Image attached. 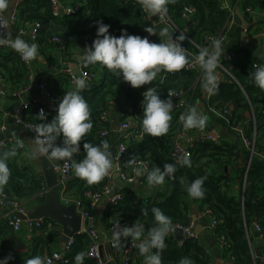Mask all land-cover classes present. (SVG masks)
<instances>
[{
	"label": "trees",
	"instance_id": "obj_1",
	"mask_svg": "<svg viewBox=\"0 0 264 264\" xmlns=\"http://www.w3.org/2000/svg\"><path fill=\"white\" fill-rule=\"evenodd\" d=\"M73 1L75 5L81 7L80 12L57 18L53 15L50 0H25L20 3L16 15L17 21L13 25L17 33L31 24L41 25L36 44L39 54L50 49L55 44L53 39L58 36L63 38L64 46L66 41L84 43L86 40L91 46L97 38L98 21L111 25L109 32L117 37L122 34L123 29H126L129 34L147 36L150 42H160L158 33L150 35L144 30L150 25L157 30V26L153 18H148L150 13L142 10L138 0ZM238 3L245 10L264 7V0H239ZM187 6L192 7L195 12L192 16L194 25L189 33L191 40L185 39L181 42L186 52L198 56L201 48L208 47L205 40L207 36L217 39L226 35L228 39L227 26L231 21V12L223 9L219 0H171L167 5L166 14L169 24L183 29L186 24L183 11ZM179 35L177 32L173 37ZM153 37L156 39L154 40ZM257 64L252 50L246 47L235 49L233 59H225L222 66L217 67L227 79L219 83L218 91L208 100L207 91L199 79L204 73L198 67L194 70L184 68L173 73H158L150 84L133 88L130 83L123 81L99 63L84 64L83 69L93 75L95 81L98 80L97 84L81 92L89 105L93 126L80 141V152L75 153L71 161L78 162L83 158L85 151L83 145L86 142L99 145L103 140H108L110 151L116 152L122 138L114 130V126L129 118L137 123L138 129L144 134V140L127 143V149L120 162L122 169L130 175H135L137 164L128 163L135 157L137 163L149 162L148 172L157 167L163 170L165 163H174L176 171L171 177L166 176L164 182L156 186L148 185L146 172L141 178L143 185L140 188L135 189L128 185L121 191L122 198L116 204L107 202L102 212L92 208V202L86 193L104 194L105 189L111 185L110 178L106 176L98 184L89 185L75 175L65 190L64 202L66 204L79 202L82 210L99 214L107 229L114 221L128 222L130 226L136 222L142 224L144 226L142 240L155 224L152 208L158 207L167 215L172 222L171 225L188 226L192 223L191 213L196 206L202 213L210 211L213 220L218 222L214 227L209 226V229L216 243L222 247L225 257L234 264H255L250 245V227L258 224L264 232V89L257 87L249 75L255 71L253 65ZM0 71L6 80L5 88L9 93L27 84L28 68L20 61L15 51H5L0 48ZM50 85L60 100L70 91L66 74L57 76ZM147 88H155L162 99L169 98V90L174 91L179 97L171 98L173 105L180 101L185 103L179 109H172L169 129L164 136H151L143 131L141 102ZM200 102L201 105L206 106L207 111L219 113L221 117L219 122L223 126L225 124L231 131L239 126L244 127V140H250L252 146H247L244 142L246 147H241L239 141L224 137H220L219 141H200L191 147L192 154L188 158L191 166L175 162L171 149L177 136L186 132L193 135L200 130V128H185L182 117L192 107H196L199 111ZM39 111L40 108L27 111L24 120L37 124L51 122L56 116L47 114L46 121L38 120L36 117ZM104 113L106 118H102ZM250 117L252 119H249ZM105 131L108 134L103 137L102 133ZM9 150L3 151L0 158H4V153ZM20 154L22 153L16 150V155L13 157H20ZM241 155L248 163V171L247 163L237 165ZM114 158L115 155L112 156L113 160ZM7 163L10 176L6 184L0 185V195L8 194L25 207H29L26 208L27 210L34 209L43 201L40 197L44 192L43 178L27 165L8 159ZM227 170L229 172H226ZM197 178H206L202 185L204 195L201 198H193L187 192V187ZM147 186L150 187L149 191L144 190ZM146 193L148 195H145ZM145 199L148 200V204L140 206L139 202H144ZM144 208L147 209L146 215L143 213ZM208 219L211 223V218ZM51 223V228L42 231L40 236H34L30 242L25 240L28 245L27 251L23 253L21 247L15 243L16 232L5 221H1L0 259L11 256L12 259L8 264H25V261L31 257H46L52 253V246L58 231L61 230V225L55 221ZM200 240L201 237L199 240L187 237L179 239L177 234L168 233L165 237L166 247L159 250L161 264H180L182 260H187L189 264L214 263V255ZM131 242V237L121 239L115 249L118 253L117 262L123 261L122 253ZM89 245L90 238L87 234L77 235L69 260L56 264H75V256L80 252L85 254L84 264H97L87 256ZM104 246L107 252H114L109 246V241L104 242ZM157 251L151 249L146 255L155 254ZM146 255L141 256L145 262Z\"/></svg>",
	"mask_w": 264,
	"mask_h": 264
},
{
	"label": "clouds",
	"instance_id": "obj_2",
	"mask_svg": "<svg viewBox=\"0 0 264 264\" xmlns=\"http://www.w3.org/2000/svg\"><path fill=\"white\" fill-rule=\"evenodd\" d=\"M171 0H138L142 10L151 15L163 17L168 12L167 5ZM10 0H0V11L8 8ZM97 38L90 47H87L85 54L80 58L85 65L101 64L114 72L123 81L130 83L133 88L150 84L157 74L162 70L167 72H178L185 68L187 64V54L181 42L186 36L181 33L172 38V33L167 27L157 30L153 26H146L145 31L150 35L159 34L160 42H150L147 36L129 34L126 29L122 30L120 36L112 35L109 32L111 25L98 21ZM6 23H0V46L8 45L17 52L25 62H31L37 58L38 47L35 43L29 44L20 35L11 39V34L3 38ZM161 38H164L161 40ZM224 47L220 39L212 40L209 47L199 50L196 62L204 73L203 87L209 95L218 91V76L216 69L220 64V58L224 52ZM254 72L249 75L255 85L264 89V65L256 66ZM74 90L68 91L60 100L57 108V115L51 122L27 124L26 127L34 130L36 135L33 140L32 152L34 156L46 157L48 159L71 160L75 153L80 152V141L92 129L91 112L89 105L81 92L87 87L86 77L76 78ZM142 100L143 119L142 127L144 133L151 136H164L169 129L171 111L174 107L171 99L174 93L169 90V98L162 99L155 88H147L143 93ZM38 120H47V113L40 109ZM206 116L197 110L196 107L189 109L188 113L182 117L185 128H201L206 124ZM17 123H22L17 117ZM63 135V146L56 143L57 139ZM14 145L9 151L4 153V158H0V185L8 182L10 169L7 157L15 156L18 147ZM84 156L78 162H74V172L77 177L86 181L89 185L98 184L106 176L111 174L114 162L110 151V143L103 140L99 145L84 143ZM129 164L136 165V158L128 161ZM182 165L191 166V161L183 157L177 161ZM146 165H137L136 174L142 175L146 171ZM176 171L174 163H165L163 170L157 167L147 172V182L149 186L160 185L165 177H171ZM206 178L195 179L188 187L187 192L193 198H201L204 195L202 185ZM155 224L148 231L145 239L136 244L144 234V226L135 223L133 226H124L113 232L114 246H118L122 238L131 237L134 247H138L141 254H148L151 249L158 250L155 254L146 255V264H161L159 250L166 247L165 237L171 230V220L158 207L152 208ZM144 215L147 209H143ZM85 254L77 253L75 264H84ZM11 256L0 259V264H8ZM25 264H51L46 257L34 256L25 261ZM180 264H189L187 260H182Z\"/></svg>",
	"mask_w": 264,
	"mask_h": 264
},
{
	"label": "built area",
	"instance_id": "obj_3",
	"mask_svg": "<svg viewBox=\"0 0 264 264\" xmlns=\"http://www.w3.org/2000/svg\"><path fill=\"white\" fill-rule=\"evenodd\" d=\"M51 5H52V9H53V15L57 18L60 17H64V16H69V15H73L75 13L80 12L81 7L79 5H75V6H70V7H66L64 3H62L60 0H50ZM20 3L16 6L15 9V13L12 17V24L14 22L17 21V11L19 9ZM6 10L0 11V23H6L7 24V19H6ZM146 12V11H145ZM195 12V10L192 7H185L184 11H183V17L186 19V24L183 27V29L179 28L178 26L174 25V24H169V19L167 17V15H165L163 17V19H161L158 14L155 15L156 17H158L166 26H168L171 29V33L172 36L174 34H176L177 32L179 34L183 33L186 36V39L191 40L189 37V33L190 30L192 29L194 22L192 20V16L193 13ZM148 13V12H146ZM148 18L151 19L153 18V15L151 16V14L148 15ZM160 21V22H161ZM8 25V24H7ZM164 25V26H165ZM41 25L39 23H34L31 24L29 26H27V28H23L20 29L18 32V35L20 36H27L31 38V41L35 44H37V39L39 36V30H40ZM3 38H7V29L4 30V34H3ZM12 39V38H11ZM174 39V37H173ZM216 38L212 37V36H207L206 37V42L208 43V47L210 46L212 40H214ZM222 45L225 44V42L227 41V36L226 35H222L219 38ZM53 42H55L56 44H62L63 42V38L61 36L55 37L53 39ZM87 47H90L89 42L86 40L84 42V48L86 49ZM0 48H2L5 51L8 50H13L11 49L8 45H2L0 46ZM86 51V50H85ZM84 51V54H85ZM21 58V56H20ZM232 60L233 59V54L231 53H227L226 57H224L223 59L220 60V64L219 67L222 66V62L223 60ZM21 61L23 63H25L27 65L28 68L32 69V62H25L22 58ZM260 65H264V60L261 61L259 64H257L256 66H260ZM84 63L81 60V64H80V76L78 75H72L70 76V85L73 87L72 90H74L75 84L74 81L76 78H80V77H86L87 80V87L89 88L91 86H93L94 84H97V82L95 81V77L91 74H89L88 72H86L83 69ZM196 67H199L197 65V63L195 62H187L185 68L188 70H194ZM160 73L162 74H166L167 71H161ZM173 73V72H171ZM33 74L30 73L29 74V83H27L23 88L18 89L12 93H9L6 90V80L3 76V74L0 72V84H2V90L0 91V95L3 98H11V99H19L21 100V103L19 105V107H17L14 111V122L21 126L24 130L27 131V133L29 134V136L34 140V137L36 135L34 130H30L29 128L26 127L27 124L30 125H35L32 123H28L24 120V114L29 111V110H34L35 108H43L45 110V112L48 114V112L55 110L58 107V104L60 102V98L57 97L53 90L51 89V86L49 84V82H43L42 84L39 85L40 90H42L44 97H38L36 95H34L32 93L33 89L35 88L34 83L32 84L31 82L34 80ZM219 84V83H218ZM174 93V96H172V99H177L179 97V94H177L176 92L172 91ZM212 95H209L207 93V100L210 99ZM185 105L184 102L180 101L176 104H174L173 109H179L181 107H183ZM0 109H1V101H0ZM17 117L20 118V120L22 121V123H17ZM102 118H106V114H103ZM119 127V136L120 138H122V140L119 142L118 147L116 149V153H115V158L113 160L114 165H116L118 167V171L121 174V178L125 181V183H127V185H135L137 184L139 186L140 183L143 182L141 181L139 176L136 175H130L129 173H127L125 170L122 169L121 167V159L123 154L125 153L126 149H127V143H133V142H140L144 140V134L143 132H141L138 127H137V123L129 118L125 119L123 122H121L119 125H115ZM114 126V127H115ZM7 129L6 124H0V132L1 131H5ZM115 130V129H114ZM108 132L105 131L102 133V136H107ZM184 136L183 135H178L177 138L174 140L173 145H172V149H171V155L172 158L175 162H177L178 160H180L183 157H187L190 158L192 151H191V147H193V145H195L196 143L202 141H218V136H214V135H209L207 137H199L196 136V138L194 139V143L191 145H186L183 144L180 139H182ZM245 144L247 146H252V143L250 140L245 139L244 140ZM57 143V141H56ZM23 145L22 147H18L17 150L20 151L21 153L25 152L26 146L25 143L22 139L18 138V137H8V138H4L2 140H0V154H2L3 151L7 150V148H11L14 145ZM251 151H253L251 149ZM54 168L58 171V175H59V186H60V191L62 193V197L63 200H65V190L69 184L70 181L73 180V177L75 176V172H74V162L68 159L65 160H58V159H49ZM137 165H146V171L148 172L149 170V162L148 161H139L137 163ZM249 170V167L247 166V171ZM136 172V170H135ZM108 178H110L111 180V185L109 187H107L105 189V193L104 194H100V193H86L87 197L90 198L91 200V205L92 208L97 209L100 206L101 201L103 200V198L107 197L108 193L110 192L114 181L112 180V173L110 175L107 176ZM46 191L43 192V194L41 195V198H44ZM108 198V197H107ZM122 198V193L119 192L117 193L114 197L112 198H108V204H116L118 202V200H120ZM144 202L140 201V206H144L145 204H148V200L145 199L143 200ZM75 204L78 207L79 212L81 213L83 219L85 220H89L92 221L93 224L90 227H85V225L83 226L82 230H81V234H87L90 238V245L88 246L87 249V256L92 259L95 260V262L97 264H113L116 261L117 258V250H115L118 246H114V241H113V232L114 230H116L117 226L119 228H123L124 226H130V224L128 222H124V221H114L110 224L109 228H108V232L110 235V239L109 241V246L110 248L114 249V252H103V247L105 250V246H104V241L101 237V233L99 231V229H97L94 226V220H93V214L91 211L88 210H82L80 207V203L79 202H75ZM5 208L9 210V213L5 216H3L2 220L6 222V224H8V226L15 232H21V231H26L28 234H34L37 232H42L44 230H48L51 228L52 226V220H50L49 218H38V219H30L27 218V213L29 212L26 207L21 204L20 201H18L17 199H15L12 196H9L8 194L2 193L0 195V209ZM19 213L23 216H25V219H21L18 218L15 214ZM203 216L209 217L211 218V223H210V227H214L217 225V221L213 220L212 214L210 211H206L204 213H202ZM254 229L257 232H260L261 235H263L264 237V232L261 228L260 225L258 224H254ZM178 233H182L185 237L187 238H193L196 240L200 239V234L198 232L195 231L194 229V224L191 223L188 226H184L182 224H174L171 225V230L169 231V234H178ZM143 240L140 238V240L136 241V244H139L140 242H142ZM76 242V236H72L69 241L65 244H62V246L60 248H58L57 250L53 251L52 253L48 254L46 256V258L51 261V264H56L58 262L61 261H68L69 260V255L71 254L72 250H73V246ZM182 245V243H181ZM123 256V261L122 264H132L134 263V261L139 260L140 258V250L138 247H134L133 243L131 242L124 250V252L122 253ZM146 264V263H145ZM209 264H214V263H209Z\"/></svg>",
	"mask_w": 264,
	"mask_h": 264
},
{
	"label": "crops",
	"instance_id": "obj_4",
	"mask_svg": "<svg viewBox=\"0 0 264 264\" xmlns=\"http://www.w3.org/2000/svg\"><path fill=\"white\" fill-rule=\"evenodd\" d=\"M25 0H22L24 2ZM62 3L65 4L66 7L75 6V1L73 0H60ZM221 7L225 10H229L231 12V21L229 22L227 26V35L228 39L225 42L228 43V45H223L224 52L223 54L231 53L234 54V50L239 47H246L253 51L255 56V61L258 62V64L264 60V7H259L257 9L253 10H245L239 5V0H219ZM153 19L155 20L156 26H157V32L161 29L167 27L169 31L171 32V29L166 26L158 17L153 16ZM161 21V22H160ZM14 24V23H13ZM11 24L7 27V34H11V38L15 39V37L18 35L17 30L15 28V25ZM165 25V26H164ZM245 30V36L243 37L242 34ZM23 39H25L29 44H32L30 37L21 36ZM230 45V47H229ZM10 51V50H8ZM14 51V50H12ZM85 48L83 42H67L64 46L62 44H53V46L50 49L44 50L43 53L38 52L37 58L32 60V69L28 68L25 63H23L26 68H28L26 79L27 83H29V74L32 73L34 80L31 82L34 83L35 88L33 89L32 93L38 97H44V94L42 90H40L39 85L43 82H49L53 83L54 79L62 74H66L68 77V83H69V90L72 91V86L70 85V76L72 74V70L74 68H79V73L77 76H80V57L84 54ZM18 54V53H17ZM19 58L20 55L18 54ZM223 59V58H222ZM21 61V58H20ZM22 62V61H21ZM200 68V67H198ZM1 72V71H0ZM203 72V70H202ZM216 74L218 76V83H220L223 80H226L227 77L222 73L219 69H216ZM73 75V74H72ZM204 84V76H200L199 78ZM52 80V81H51ZM51 81V82H50ZM98 81V80H97ZM96 81V82H97ZM51 89L52 88V85ZM1 90H2V84H0ZM0 90V91H1ZM54 92V91H53ZM57 96V95H56ZM0 101H1V109H0V124H6L7 129L5 131L0 132V140L8 137H18L22 139L25 143L26 149L25 152L20 154V157H7L8 160H11L13 162L27 165L35 170V172L43 178L41 167L39 164V160L37 156L33 155L32 148H33V139L29 136L26 130H24L21 126L17 125L14 122V111L17 107H19L21 100L19 99H11V98H3L0 95ZM200 102L199 105V111L206 116V124L203 129L200 128L199 132L196 134H189V133H182L184 137L180 139V141L183 144L191 145L195 141L194 139L196 136L199 137H207L209 135L218 136V141L220 140V137H224L228 140H235L239 141L241 143V147L244 145V136H245V129L244 127H237L233 128V131H231L227 126L224 124L221 125L219 122V119L221 118L219 113H211L206 110V106L201 105ZM58 108V107H57ZM57 108L55 110H52L48 112L50 115H57ZM119 114H117V117ZM249 119H252L250 117ZM117 133H119L118 130H115ZM232 132V133H231ZM57 144L60 146H63V135L57 139ZM246 147V146H245ZM12 148V147H11ZM7 148V150L11 149ZM115 150L111 151L112 156L114 154ZM116 153V152H115ZM247 163L246 159L243 158V155L237 160V165L245 164ZM248 166V163H247ZM113 169L111 170V173L113 175ZM226 172H229L228 170ZM135 175L138 176L135 172ZM146 175V174H144ZM142 175L141 177H143ZM141 179V178H140ZM111 182V180H110ZM130 186V185H129ZM142 186V183L135 185H131L130 187H133L135 189L140 188ZM44 191L45 190V184L43 183ZM144 190L149 191L150 187L147 186ZM145 195H148L147 193ZM41 197V196H40ZM44 199V198H43ZM64 201V200H63ZM108 198L105 197L100 203V206L97 208L99 212H102L104 209V205L107 204ZM29 208V207H26ZM33 209H28V211H31ZM9 213L8 209L2 208L0 209V224L3 216L7 215ZM93 220H94V226L99 229L101 233V237L104 242H108L110 239V235L108 232L107 227L104 226L102 223L101 216L99 214H93ZM196 216V217H195ZM192 223L194 224V229H199V234L201 237L202 242H204L208 246V250L211 251V253L214 255L215 261L214 264H234L229 260L228 257L224 256V252L222 247L216 243V241L213 238V234L211 233L209 226L210 221L208 217L203 216L202 212L198 211L197 207L194 206L192 213H191ZM89 220H86L85 227H90ZM15 232V231H14ZM42 232H37L34 234H28L26 231L16 232V239L15 243L17 246L21 247L23 250L22 252L25 253L27 251V241H31L34 236H40ZM61 236H62V226L61 230L58 231L57 237L55 239V243L52 246L53 251L57 250L62 246L61 242ZM179 239L185 238V236L182 233L177 234ZM250 236V245L251 250L254 255L255 264H263L264 262V237L263 235L257 236L256 231L254 230V225L250 227L249 231ZM103 247V252H105ZM141 253V252H140ZM262 254V257H259L258 255ZM142 256V254H141ZM140 256V257H141ZM140 259V258H139ZM144 259H142L139 262V260L134 261V264H145ZM115 264H122L121 261H116Z\"/></svg>",
	"mask_w": 264,
	"mask_h": 264
},
{
	"label": "water",
	"instance_id": "obj_5",
	"mask_svg": "<svg viewBox=\"0 0 264 264\" xmlns=\"http://www.w3.org/2000/svg\"><path fill=\"white\" fill-rule=\"evenodd\" d=\"M21 2L22 0H10L9 6L6 10V19L8 26L12 24V17L15 13L16 6ZM242 36L243 37L245 36V30ZM153 39L155 40L156 37H153ZM186 54H187L188 62L197 63L195 60L196 57L195 55L190 54L188 52H186ZM224 57H226V54L222 53V57L220 58V60ZM197 65L199 66L198 63ZM78 73H79V68H74L72 70L73 75H77ZM114 129L119 130V127L115 126ZM38 160L43 175V183L45 184L46 193L43 201L33 210L27 213V218L30 219L49 218L50 220L60 224L62 226V236L60 239L61 242L65 244L69 241V239L72 236H77L81 234V230L85 224V220L83 219L75 203L66 204L63 201L62 193L60 191V186H59L58 171L54 168L52 162L46 157H39ZM113 171L114 172L112 175V180L114 181V184L107 195L108 198L114 197L117 193L121 192L123 189H125L128 186L127 183H125V181L121 178V174L118 171V167L116 165H114ZM144 174H146V172H144ZM142 175H138V176L141 177ZM15 215L21 219L26 218L25 216L19 213H16ZM92 224L93 222L90 221L89 225L91 226ZM195 231L198 233L200 232L199 229H195ZM256 235L260 236L261 233L256 231ZM258 256L262 257V254H259Z\"/></svg>",
	"mask_w": 264,
	"mask_h": 264
}]
</instances>
